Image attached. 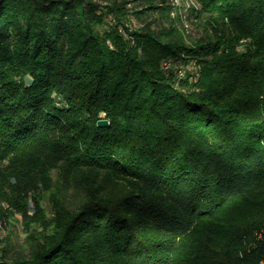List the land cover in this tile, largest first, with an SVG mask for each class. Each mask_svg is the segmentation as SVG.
I'll return each mask as SVG.
<instances>
[{
  "label": "trees",
  "instance_id": "1",
  "mask_svg": "<svg viewBox=\"0 0 264 264\" xmlns=\"http://www.w3.org/2000/svg\"><path fill=\"white\" fill-rule=\"evenodd\" d=\"M183 1L0 0V264H264V0Z\"/></svg>",
  "mask_w": 264,
  "mask_h": 264
},
{
  "label": "rangeland",
  "instance_id": "2",
  "mask_svg": "<svg viewBox=\"0 0 264 264\" xmlns=\"http://www.w3.org/2000/svg\"><path fill=\"white\" fill-rule=\"evenodd\" d=\"M194 3H195V0H184L183 6L181 5L183 8L181 9L184 11L185 8H188L190 5H194ZM129 5H133V2H130ZM180 24H181L182 30L186 34H188L187 32L189 31L197 34L199 30H202V24L201 23L199 24V20L196 17H194L192 13H189V15H187V17L184 18V21ZM9 231H12L13 240L15 242H18L19 248H22L23 246H25L24 242H25L26 235L23 230V225L19 219H15L14 217H12V222L6 223L5 231L4 232L2 231V233L6 234Z\"/></svg>",
  "mask_w": 264,
  "mask_h": 264
},
{
  "label": "water",
  "instance_id": "3",
  "mask_svg": "<svg viewBox=\"0 0 264 264\" xmlns=\"http://www.w3.org/2000/svg\"><path fill=\"white\" fill-rule=\"evenodd\" d=\"M109 120L107 118H103L99 120V125H107Z\"/></svg>",
  "mask_w": 264,
  "mask_h": 264
},
{
  "label": "built area",
  "instance_id": "4",
  "mask_svg": "<svg viewBox=\"0 0 264 264\" xmlns=\"http://www.w3.org/2000/svg\"><path fill=\"white\" fill-rule=\"evenodd\" d=\"M263 234H261V236H262Z\"/></svg>",
  "mask_w": 264,
  "mask_h": 264
}]
</instances>
